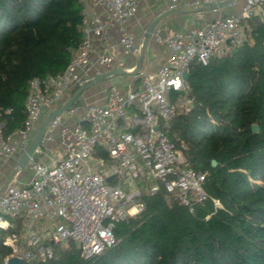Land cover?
<instances>
[{
	"label": "built area",
	"instance_id": "2783aa9c",
	"mask_svg": "<svg viewBox=\"0 0 264 264\" xmlns=\"http://www.w3.org/2000/svg\"><path fill=\"white\" fill-rule=\"evenodd\" d=\"M80 1L82 41L67 67L30 81L24 127L8 132L5 122H0V166L10 169L0 185V221L8 227L0 229L14 228L16 220L23 219L19 232L3 237L10 253L0 264L13 258L23 264L47 262L56 256L54 243L67 240L75 242L83 257L100 254L115 242L117 223L144 209L142 181L153 183L150 192L163 183L191 211L207 199L206 173L188 164L184 155L188 146L185 142L179 146L170 137L168 125L179 112L193 107L184 77L191 64H208L230 43L241 44L246 20L264 9V0H234L227 7L242 1L236 13L215 10L220 13L202 25L171 34L157 27L152 38L166 49V56L157 70L142 66L136 73L144 39L140 41L130 21L141 0ZM181 1L168 0V9L180 7ZM218 1L189 3L196 7ZM131 59L132 65H123ZM117 68L130 72L128 79L110 81L104 103L79 99L54 117L26 166L18 167L49 113L78 87L95 84L98 76ZM56 140L62 156L54 147ZM25 169L29 174L24 179ZM213 201L221 205L218 199Z\"/></svg>",
	"mask_w": 264,
	"mask_h": 264
},
{
	"label": "trees",
	"instance_id": "16d2710c",
	"mask_svg": "<svg viewBox=\"0 0 264 264\" xmlns=\"http://www.w3.org/2000/svg\"><path fill=\"white\" fill-rule=\"evenodd\" d=\"M83 9L80 0H0V122L8 132L25 125L30 81L67 67L82 41ZM245 34L241 44L230 43L208 64H191L193 107L168 125L170 137L188 146V164L206 173L209 197L191 211L163 183L150 192L153 183L142 181L145 207L117 223L111 246L83 257L73 240L58 242L55 258L32 264H264V19L259 13L246 20ZM16 221V227L0 229V261L10 253L3 237L22 229L23 219Z\"/></svg>",
	"mask_w": 264,
	"mask_h": 264
},
{
	"label": "crops",
	"instance_id": "0c3cea01",
	"mask_svg": "<svg viewBox=\"0 0 264 264\" xmlns=\"http://www.w3.org/2000/svg\"><path fill=\"white\" fill-rule=\"evenodd\" d=\"M189 1L190 0H182L180 7H194L190 5ZM144 7H147V8L143 9ZM166 9H168V0H141L139 12L136 15V17L131 19L130 26L135 31H137V29L142 28L141 25L144 24L146 20L152 17L155 18L157 15H159L161 12L165 11ZM196 13L197 15H193V13H188V14H183V15H174V16L166 17L165 19L160 21L157 27L161 28L164 33L171 34L175 31L184 30L186 28H189L194 24L202 25L208 21V19L203 20L202 16H205V18H207L208 16H211V14L213 16L215 14V10H207V11L196 12ZM257 13H259L262 19H264V9H258ZM149 45H150V54L147 56V49H146L143 68L147 71H155L158 69L159 65L161 64V62L164 60L166 56V49L158 45L153 40V38H151ZM122 63L123 65L129 66V65H132L133 61L131 59L129 61H124ZM109 82L103 83L102 86H105V87H100V89H96L95 92L87 91L88 89L85 90V93H83L79 99L81 101L87 100V101H92V102H97V103H104V96H103L104 90L106 86L109 84ZM90 87H93V86H90ZM54 147L56 149V152L58 153V156H62L63 148L61 147L58 140L54 142ZM2 169L3 167L0 166V176H2L1 178L5 176L4 174L5 171L3 172Z\"/></svg>",
	"mask_w": 264,
	"mask_h": 264
},
{
	"label": "water",
	"instance_id": "95a60500",
	"mask_svg": "<svg viewBox=\"0 0 264 264\" xmlns=\"http://www.w3.org/2000/svg\"><path fill=\"white\" fill-rule=\"evenodd\" d=\"M233 1L234 0H220L218 2H212V3H209V4L202 5V6L177 7V8H173V9H166L165 11L161 12L159 15H157L152 20V22L150 23L149 27L145 31V34H144V45H143V49H142V52H141V55H140L139 67L137 68L136 73L140 70V68H142V66L144 64L145 53H146L147 46L149 45L150 40L152 38V35H153L155 29L157 28V26L159 25L161 20L165 19L166 17H170V16H174V15H183V14H188V13L203 12V11H207V10L223 9V8L227 7ZM123 74L124 75H128V74H130V72H128V71H126L125 69H122V68L113 69V70H111L109 72H106V73L98 76L96 78L95 82L96 83H102L103 81H105L106 79H108L111 76L123 75ZM184 77L186 79L189 78L188 72L184 73ZM92 84H94V83L87 84V85H82V86L78 87L75 91H73L71 96L68 98V100L63 105H61L60 107L52 110L49 113V115L46 117V119L42 123L41 127L39 128L38 132L36 133L33 141L29 145L28 149L22 155V157H21V159L19 161L18 167H25L26 166V164L28 163V161L30 159V156L33 155V153L35 152L36 148L40 144L41 139H42V137L45 134L46 126L48 125V123L54 117H56L57 115L65 112L67 109H69L74 104L75 100L85 90H87ZM252 130L254 132L259 131V126L257 124H253L252 125ZM216 163H217L216 160H213V165H216ZM14 174H15V172H13L10 175V177L6 180V182L3 185L2 192L5 191L7 185L12 180ZM108 180H111V178L109 177ZM9 264H23V261L21 259H18V258H13V259H11Z\"/></svg>",
	"mask_w": 264,
	"mask_h": 264
},
{
	"label": "rangeland",
	"instance_id": "374dc122",
	"mask_svg": "<svg viewBox=\"0 0 264 264\" xmlns=\"http://www.w3.org/2000/svg\"><path fill=\"white\" fill-rule=\"evenodd\" d=\"M241 2L242 1H240L239 3H238V5L236 6V7H227V8H225V9H222V13H224V14H232V13H236L239 9H240V7H241ZM147 7H144L143 9H146ZM220 13V11H215V14L217 15V14H219ZM193 15H197V13H193ZM210 15V14H209ZM199 17V16H198ZM201 17V16H200ZM213 16H212V14H211V16H208L207 18H205V16H202V18H203V20H209V19H211ZM154 18L152 17V18H150V19H148V20H146L145 21V23L144 24H142L141 26H142V28H139V29H137V28H135V29H137V34H138V37H139V39H140V41H142L143 39H144V34H145V31L147 30V28L149 27V25H150V23L152 22V20H153ZM167 25V24H166ZM245 36H246V34H245ZM150 54V45H148V48H147V56ZM122 79H128V75H114V76H112V77H109L108 79H106L105 81H103L102 83H96V84H94V85H92L93 87H90V88H88V90L87 91H91V92H95L96 91V89H100V87H105V86H102L103 85V83H105V82H109V81H117V82H121L122 81ZM83 93H85V91L83 92ZM9 164H11L10 162H9ZM9 168H6L5 166L3 167V169H2V171L4 172V171H6V172H9ZM24 174H25V176H24V179L27 177L26 175H28L29 174V172H28V170L27 169H25L24 170ZM2 176H0V178H1ZM5 181V178L3 177V178H1L0 179V185L3 183Z\"/></svg>",
	"mask_w": 264,
	"mask_h": 264
},
{
	"label": "clouds",
	"instance_id": "9594fccd",
	"mask_svg": "<svg viewBox=\"0 0 264 264\" xmlns=\"http://www.w3.org/2000/svg\"><path fill=\"white\" fill-rule=\"evenodd\" d=\"M0 227L7 228L8 227L7 222L0 221ZM7 243H11V242L10 241H7Z\"/></svg>",
	"mask_w": 264,
	"mask_h": 264
}]
</instances>
